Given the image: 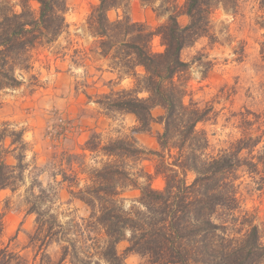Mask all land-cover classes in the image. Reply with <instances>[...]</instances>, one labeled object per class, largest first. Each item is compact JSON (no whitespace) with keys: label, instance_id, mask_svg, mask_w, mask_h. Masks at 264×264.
<instances>
[{"label":"trees","instance_id":"obj_1","mask_svg":"<svg viewBox=\"0 0 264 264\" xmlns=\"http://www.w3.org/2000/svg\"><path fill=\"white\" fill-rule=\"evenodd\" d=\"M141 1L165 16V22L154 29L134 20L128 13L130 0H99L88 16V29L95 38L91 52L108 59L120 79L133 78L130 88L102 93L96 103L106 114H133L136 132L150 130L156 107L164 110L157 118L163 124L157 135L160 150L153 152L158 157L155 175L163 177L164 187H153L152 175L142 169L138 173L127 167V158L137 162L146 153L135 135L104 141L95 132L84 150L101 159H92L98 166L88 168L89 184L78 193L71 191L89 206V217L62 222L47 205L51 188L35 176L27 196L28 211L36 215L26 246L32 256L0 242V264H126L129 254L144 259L142 264H264L260 227L238 211L236 185L239 170L256 174L260 164L264 166V156L242 155L243 150L253 152L262 137L246 134L227 151L208 154L207 134L197 127L210 108L186 102L185 74L190 64L181 57L186 47L211 34L214 10L235 11L240 0ZM119 9L123 15L111 19L109 11ZM67 10V0H0V90L20 86L17 71L31 67L32 50L54 44L67 31ZM181 15L188 16L187 24L180 23ZM157 36L163 51L152 47ZM4 126L0 130V191L16 189L30 167L23 131ZM9 136L11 150L16 152L14 164L5 156L11 151L6 147ZM66 156L61 164L69 170L73 164L86 167V155ZM189 173L195 175L191 182ZM60 174L62 182L76 179L63 169ZM143 174L147 182L140 184ZM259 184L263 186L264 175ZM127 187L141 192L130 208L121 197ZM4 227L0 216V239ZM123 241L127 246L120 252ZM52 245L58 249L54 256L48 251Z\"/></svg>","mask_w":264,"mask_h":264},{"label":"rangeland","instance_id":"obj_2","mask_svg":"<svg viewBox=\"0 0 264 264\" xmlns=\"http://www.w3.org/2000/svg\"><path fill=\"white\" fill-rule=\"evenodd\" d=\"M11 1L18 3L19 0ZM67 3V31L54 44L32 50L31 67L17 71L20 86L0 90V130L7 124L9 130L23 131L26 161L30 164L25 180L16 189L0 191V216L5 225L0 242L29 256H32L31 248L26 246L36 215L28 211L27 196L35 176L51 188L52 200L47 205H51L62 222L89 217V206L71 191L78 193L89 184L88 168L98 166L92 159H101L100 155L92 157L90 151L84 150L91 134L99 133L104 141L135 135L146 153L137 162L127 158V167H133V172L141 173L142 169L151 174L155 188L165 185L163 177L155 175L158 157L153 153L160 150L157 135L163 131V124L157 118L164 110L156 107L150 130L136 132L133 114H106L96 103L102 93L130 88L133 78L120 79L109 67L108 59L91 52L95 38L88 29L87 19L99 0H67ZM33 5L37 7L36 3ZM156 12L141 0H130L129 15L154 29L166 20ZM108 14L111 19H117L123 15V9L111 10ZM211 19V34L199 38L181 54L190 64L185 74L188 78L185 100L210 108L207 119L197 127L207 134L208 154L219 155L239 138L252 134L261 136L262 141L253 152L243 150L242 155L248 159L252 155L264 156V0H240L235 11L220 7L213 11ZM179 21L185 25L189 18L181 15ZM152 47L154 51H163L158 36ZM139 72L143 71L139 69ZM11 137L6 141L9 150L14 148L10 146ZM74 153L78 158L86 155L84 169L73 164L74 168L69 170L66 164H61L67 154ZM15 154L13 150L5 153L6 161L16 163ZM61 169L76 179L62 182ZM263 170L262 164L256 174L242 168L236 185L241 205L238 211L247 213L259 225L264 241V184H259ZM194 177L189 173L188 181ZM138 182L145 184L147 176L143 174ZM140 193L138 188L127 187L121 196L125 207L134 205ZM126 246L127 241L121 242L119 251H125ZM48 251L54 256L58 249L52 245ZM125 262L142 264L145 260L129 254Z\"/></svg>","mask_w":264,"mask_h":264}]
</instances>
